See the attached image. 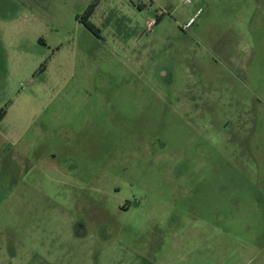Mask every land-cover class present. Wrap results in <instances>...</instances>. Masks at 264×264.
<instances>
[{"label": "rangeland", "instance_id": "374dc122", "mask_svg": "<svg viewBox=\"0 0 264 264\" xmlns=\"http://www.w3.org/2000/svg\"><path fill=\"white\" fill-rule=\"evenodd\" d=\"M0 264H264V0H0Z\"/></svg>", "mask_w": 264, "mask_h": 264}, {"label": "trees", "instance_id": "16d2710c", "mask_svg": "<svg viewBox=\"0 0 264 264\" xmlns=\"http://www.w3.org/2000/svg\"><path fill=\"white\" fill-rule=\"evenodd\" d=\"M92 6H93V4L89 6L88 10H91Z\"/></svg>", "mask_w": 264, "mask_h": 264}, {"label": "built area", "instance_id": "2783aa9c", "mask_svg": "<svg viewBox=\"0 0 264 264\" xmlns=\"http://www.w3.org/2000/svg\"><path fill=\"white\" fill-rule=\"evenodd\" d=\"M200 11H198V13H199Z\"/></svg>", "mask_w": 264, "mask_h": 264}]
</instances>
